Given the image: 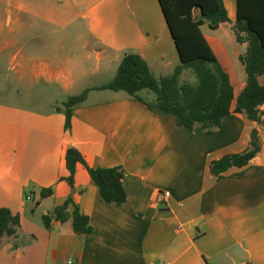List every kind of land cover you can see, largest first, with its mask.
Segmentation results:
<instances>
[{
	"label": "crops",
	"instance_id": "1",
	"mask_svg": "<svg viewBox=\"0 0 264 264\" xmlns=\"http://www.w3.org/2000/svg\"><path fill=\"white\" fill-rule=\"evenodd\" d=\"M237 1L224 0L230 36L226 24L202 32L239 95L248 46L236 41ZM127 54L157 78L181 65L160 0H0V209L21 220L0 240V264H264V123L232 114L220 129L191 131L104 89ZM85 93L68 131L65 103ZM257 134L262 151L248 166L212 174ZM72 148L93 169L121 168L127 201L108 204L82 164L71 187ZM69 198L93 235H77L72 220L46 226Z\"/></svg>",
	"mask_w": 264,
	"mask_h": 264
},
{
	"label": "trees",
	"instance_id": "2",
	"mask_svg": "<svg viewBox=\"0 0 264 264\" xmlns=\"http://www.w3.org/2000/svg\"><path fill=\"white\" fill-rule=\"evenodd\" d=\"M160 1L177 45L181 65L171 76L157 78L141 56L127 54L116 78L104 89L126 92L129 98L152 110L172 114L177 118L179 126L191 131L220 129L224 119L232 114L245 115L249 121L263 124L264 86L260 84L259 78L264 76V0L237 1V19L234 23L236 41L241 47L248 46L245 55H238L239 64L247 74L245 87L239 95L230 75L202 32L206 22L214 27L230 23L224 0ZM195 10L200 11L199 18L194 16ZM184 70H192L197 82L182 83ZM86 99L87 93L71 97L65 103L68 131L72 130L74 108L83 104ZM261 151L262 141L257 134L248 150L214 161L211 172L222 179L230 169L248 166ZM66 162L70 171L67 181L71 187L75 185L77 166L82 164L108 204L127 201L125 174L121 168L93 169L75 148L67 152ZM41 195L42 198H48L53 195V190H43ZM53 219L61 223L72 220L77 235L94 234L89 217L81 211L73 198H69L51 215L44 217L47 227L51 226ZM20 221V217L15 216L11 210L0 209V240L6 235H16Z\"/></svg>",
	"mask_w": 264,
	"mask_h": 264
},
{
	"label": "rangeland",
	"instance_id": "3",
	"mask_svg": "<svg viewBox=\"0 0 264 264\" xmlns=\"http://www.w3.org/2000/svg\"><path fill=\"white\" fill-rule=\"evenodd\" d=\"M222 25V24H221ZM220 25V26H221ZM229 27H232V26H229L228 24L222 26V28L220 29V32H222V34L226 35V36H230L228 30H229ZM208 28L209 27H205L204 28V32H208ZM234 28V27H233ZM219 30V28H218ZM235 42V41H234ZM236 45V44H235ZM240 52L243 53V54H246V48H240ZM1 56V55H0ZM165 74V75H164ZM163 75H160V73H157L156 75L159 77V78H162V77H168V76H171L173 74V69H169L168 71H166V73H164ZM181 81L182 83H186V82H190V83H196L197 82V78L195 76V74L193 73L192 70H186L185 73L183 74L182 78H181Z\"/></svg>",
	"mask_w": 264,
	"mask_h": 264
},
{
	"label": "built area",
	"instance_id": "4",
	"mask_svg": "<svg viewBox=\"0 0 264 264\" xmlns=\"http://www.w3.org/2000/svg\"><path fill=\"white\" fill-rule=\"evenodd\" d=\"M170 196V193H165V195H164V198H168ZM162 197H161V199H159V202H162ZM70 264H72V263H70Z\"/></svg>",
	"mask_w": 264,
	"mask_h": 264
}]
</instances>
